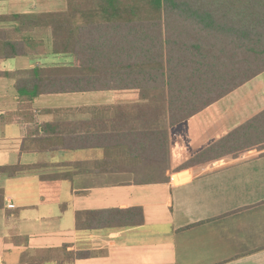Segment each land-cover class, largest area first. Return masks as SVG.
I'll return each instance as SVG.
<instances>
[{"label": "crops", "instance_id": "0c3cea01", "mask_svg": "<svg viewBox=\"0 0 264 264\" xmlns=\"http://www.w3.org/2000/svg\"><path fill=\"white\" fill-rule=\"evenodd\" d=\"M67 7L0 0V15ZM31 36L46 53L0 59V72L75 63L47 29ZM15 82L0 75V166L34 168L0 176V264H264V149L193 162L264 110V72L170 126L167 145L134 90L62 107L44 100L59 94L21 101ZM130 208L143 222L79 226L81 212Z\"/></svg>", "mask_w": 264, "mask_h": 264}, {"label": "trees", "instance_id": "16d2710c", "mask_svg": "<svg viewBox=\"0 0 264 264\" xmlns=\"http://www.w3.org/2000/svg\"><path fill=\"white\" fill-rule=\"evenodd\" d=\"M67 2L64 11L0 15V23L14 25L0 28V59L46 53V42L31 36L43 28L50 32L52 53L76 60L72 65L0 72L16 80L21 101L51 94L134 90L146 106L145 114L150 111L166 127L167 145L170 126L264 72V0ZM44 128L47 131L49 124ZM250 149H264V110L193 162L238 156ZM33 168L0 166V176ZM84 215L90 228L143 222L140 208L81 212L80 227Z\"/></svg>", "mask_w": 264, "mask_h": 264}, {"label": "rangeland", "instance_id": "374dc122", "mask_svg": "<svg viewBox=\"0 0 264 264\" xmlns=\"http://www.w3.org/2000/svg\"><path fill=\"white\" fill-rule=\"evenodd\" d=\"M106 97L103 92H86V93H66L59 95H52L47 97L50 103H55L56 105L72 106L75 104L83 103H95L101 101Z\"/></svg>", "mask_w": 264, "mask_h": 264}, {"label": "built area", "instance_id": "2783aa9c", "mask_svg": "<svg viewBox=\"0 0 264 264\" xmlns=\"http://www.w3.org/2000/svg\"><path fill=\"white\" fill-rule=\"evenodd\" d=\"M10 206H11V207H13V206H14V204H11Z\"/></svg>", "mask_w": 264, "mask_h": 264}]
</instances>
